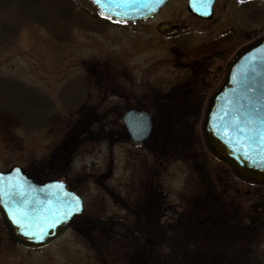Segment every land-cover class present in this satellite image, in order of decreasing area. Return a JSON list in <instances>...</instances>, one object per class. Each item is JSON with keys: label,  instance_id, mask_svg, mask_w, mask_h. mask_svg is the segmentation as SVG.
<instances>
[{"label": "rangeland", "instance_id": "374dc122", "mask_svg": "<svg viewBox=\"0 0 264 264\" xmlns=\"http://www.w3.org/2000/svg\"><path fill=\"white\" fill-rule=\"evenodd\" d=\"M71 1V8L76 4L74 8L81 9L80 14L68 12L60 0H0V168L12 163L24 169L32 166L35 177L42 180L63 173V157L57 159L59 165L50 169L43 165V159L46 151L54 147L51 156L57 154L63 143L59 132L70 122L67 111L80 117L90 99L88 83L84 87L73 76L81 72L84 79L86 69L93 68L98 72L115 70L124 87L135 93L147 84L165 85L178 71L173 89L167 93L162 87L159 92L162 96L177 92L183 97L189 91L183 102L189 99L195 112L185 117V124L162 122L167 130L174 125L171 135L162 134L170 146L175 145L177 138L186 153V145L180 144L178 136L188 125L189 155L194 157L196 168L192 157L181 153L159 175L151 176L152 191L162 202L178 200L184 207L177 209L180 216L146 212L138 220L132 211L128 213L123 208L124 188L115 184L112 195L103 193L104 203L99 204L101 212L97 214L119 217H115L105 236L112 243V257L106 250L95 254V247H91L96 243L94 233L81 234L72 229L34 249L15 245L0 218V264H261L258 248L264 239V186L234 180L227 166L206 151L199 123L204 99L219 81L229 57L239 46L264 32V0L256 2L257 18L245 19L243 29L238 28L236 20L245 17L246 9L234 4L236 0H214L209 19L190 14L184 0H168L147 19L125 24L100 19L87 0ZM173 24L179 26V32L167 33ZM179 62L184 63V69H177ZM197 65L205 66V70L218 68L215 72L208 70L206 78L197 79L196 69L190 70ZM87 77L91 79L88 74ZM83 87L84 94L87 90L85 97L65 105L74 102ZM112 124L117 126H112L113 133L119 134L115 138L121 139L123 129L118 122ZM97 128L82 119L80 129L88 141L77 148L74 156H69L71 160L66 163L71 171L84 167L83 175L92 171L91 166L93 171L97 168L99 155L92 151L96 145L90 141ZM105 141L102 147L107 154ZM112 157L113 179L122 180L127 167L125 147L115 142ZM185 157L189 160L185 161ZM96 187L89 184L91 190ZM106 222L112 221L104 219L98 223ZM90 223L92 220L86 217L74 225L87 232ZM136 227L144 233L134 234L133 240L129 232Z\"/></svg>", "mask_w": 264, "mask_h": 264}, {"label": "flooded vegetation", "instance_id": "af4514ba", "mask_svg": "<svg viewBox=\"0 0 264 264\" xmlns=\"http://www.w3.org/2000/svg\"><path fill=\"white\" fill-rule=\"evenodd\" d=\"M236 1L237 2H233V3L236 5L238 4L245 6L244 8L246 9L245 17H242V19L239 17V19L236 20L237 22H239L238 28L243 29L245 28V24H246L245 19L255 20L257 18L256 12L257 11L259 12V10H256L258 9L256 2L258 0H236ZM253 6L255 7V10L254 8H252ZM189 13L192 14L191 12ZM212 15L213 12L211 9V16ZM240 16H242V14ZM169 28L171 29L167 31V33L169 34L173 32L176 33L179 32V26L176 24L169 26ZM165 29L168 30L166 27ZM177 36H179V34ZM241 46H239V48ZM238 49H236L235 51H237ZM174 65L177 64L175 63ZM183 65L184 63L179 62V65L176 67L177 69H184L185 67ZM204 67L205 66L203 65H197L194 66V68L190 67V70L194 71V69H196L197 79H202V78H206L205 77L206 74H209L211 71L215 72V70L218 68L215 67L210 70L208 67H206L205 70ZM186 68L189 70V65H187ZM86 71H88L87 74L91 79L87 77V74H84L86 75V78L83 79L81 77V72H79L80 75L74 76L75 80L80 79L82 81L81 83L84 87H87V83H88V87L90 88L88 89V93L86 90V93L90 95V99L88 100V102H86L87 104L84 105L86 106V109L81 112L80 117L78 116V114H75L74 111L72 110L67 111V113L70 115L68 119L70 122L66 123L65 126L63 125L62 126L63 129L61 130L62 132H59L60 134L62 133V137L64 138L62 140L63 143L61 144L63 145V147H60L61 146L60 145L59 149L56 152L57 154L53 153L52 156H51V150L55 149V147L49 150L48 152L46 151V156H45L46 158L44 159L42 158L43 165L45 164L49 165L47 169H50L53 166L59 165L60 161H58L57 159L63 157L64 159L63 173L59 175H54V178L62 179L65 183V187L78 193L82 199V204H83L82 211L78 215H75V217H73L67 229L76 230V232L79 233L81 232V234H84L83 232L89 234L94 233V238H93L94 240L98 239L97 236H99L100 238L107 239V237L105 236L110 232L109 230L110 224H112L114 219H116L115 217L118 216L115 215L104 216L102 214H97V213L100 211L101 208V205L99 204L104 203L103 193H105L106 196L112 195L111 188L115 184H116L115 186H120L125 189L126 204L123 205V208L128 213L132 211L135 219L142 220V218L144 217L143 215L146 212L148 213L155 212L160 215L162 213H169L173 217L176 215L180 216L181 214H177L179 212L177 209L180 208L184 209V207L180 205V202L178 200L173 202H166V201L162 202L160 196H158L155 191H152L151 188V183H153L151 180V176L159 175L163 167L167 166V164L169 166L170 162L178 160L181 153H184V156L189 155L188 125L185 126V130L183 131L182 136L181 135L178 136L180 137L179 138L181 142L180 144L184 143L186 145L187 148L186 153L183 146L179 147V142L175 140L177 138L174 139L175 145L170 146V143L166 142L162 134L168 132L171 135L170 129L174 127L173 125L171 126L170 129L167 130L166 124H163L162 122L173 121L175 122V126L180 123L185 124L186 122L185 117H189V113L194 114L195 112L193 111V105L189 104V99H187L188 101H186V103L183 102L184 101L183 97L188 96L187 94H189V91L185 92L183 97H179L180 95L178 96L177 92L166 94L165 96H162L161 93L159 92V90H161L162 87H166L164 91H167V93H169L171 89H173L172 86H174V84L177 83V82H173V80L177 81L176 77L179 76L178 75L179 72L176 70L177 72L175 77L170 78L165 85L156 84V83L147 84L146 88L143 87L141 91L135 93L131 91L129 88L127 89V87L126 88L124 87L125 84H123V82L120 81L119 73L116 72L115 70L112 71L111 69L108 70L106 68L103 70H99L98 72L97 68H93V70L89 71L88 69H86ZM192 80H195L194 77L192 78ZM127 85H129L128 82ZM84 87H83V93L79 94L78 98H76L74 102L66 103L65 105L67 106L73 105V103H75L76 101L83 99L86 95V93L84 94V91L86 89ZM121 87L123 89H121ZM118 91H121V93H118ZM161 96L164 98H162ZM196 106H202V105L196 104ZM131 109L144 113L143 116L149 120L150 129L147 133L144 134V131L141 132V129H139V125H137L136 127L137 129L136 133H132L130 131L129 126L127 125L125 120L126 119L130 120L134 116L124 115V114L127 111H130ZM135 115H138V113ZM84 118L87 119L90 123H94L98 126V128L95 129L96 130L94 135L95 138H93L90 141L91 143L95 142L96 147H94L92 151H94L95 154L99 155L100 161L95 162L97 164L96 166L97 168H95L94 171H93L94 166H91L90 170L92 171L85 172V174L81 175V172L85 171L84 167L82 169L78 168L76 170L71 171V169L67 168V166L69 160H71V157L69 159V156H74V152H77L78 150L77 148L87 143L85 141H88L85 140L86 137L84 136V134H82V129H80V123L82 119L84 120ZM110 122L112 123L118 122L120 127L123 129L122 132L123 136L121 139L115 138L119 136V134L117 135L113 133L112 126L113 127H117V126L116 124H112ZM78 125L79 127H77ZM168 133L167 135H169ZM174 133L176 134V132ZM77 135H79V137ZM135 135L140 139H134L133 137ZM105 139L108 141V147H109L107 154L104 153V147H102L104 145L102 143H104ZM115 142H118L119 144L123 145L126 149V154H127V162H126L127 167L124 169L126 175L124 174L122 180L121 178L114 180L111 174L112 165H113L112 146ZM45 150H47V147L45 148ZM65 156H67L68 158H66ZM190 156L191 155H189V157ZM191 157H192V162H194L193 167L196 168L195 159L193 156ZM55 159L57 161H55ZM37 160L39 159L37 158ZM76 160L78 162L80 161V158L78 159L76 158ZM186 160H189V158L185 157V161ZM83 165L85 166V164ZM25 171L35 181L44 182L47 179L46 178L42 180L41 177L40 178L35 177V172L31 170V166L30 167L27 166ZM168 173L169 175H171V172ZM206 174L208 175V172H206ZM46 175L48 177V173ZM90 183L95 184V186L97 187L91 190L89 188ZM147 187H149L150 190H148ZM147 192H149L148 194H150V196H147L146 194ZM235 195L236 194H234V196ZM147 203H149L148 207L146 206ZM176 204H178L179 206H177ZM146 208L148 209L146 210ZM86 217H90L92 223H90L87 232L86 230L80 231V227L79 228L75 227L74 224H77L78 222H80V220ZM104 219H107L108 221H112V222L110 223L106 222L105 224L98 223L103 221ZM117 219H119V217ZM141 232L143 231L140 230L139 227H136V229L132 230V232L131 231L129 232L130 233L129 238L134 240V234ZM119 233L122 235L124 234L123 232H119ZM91 245H92L91 247H95V248L99 247L98 243ZM131 245L133 244L131 243ZM104 248H106L105 250L107 252V255L111 256L109 253L111 249H108V247H104Z\"/></svg>", "mask_w": 264, "mask_h": 264}, {"label": "water", "instance_id": "95a60500", "mask_svg": "<svg viewBox=\"0 0 264 264\" xmlns=\"http://www.w3.org/2000/svg\"><path fill=\"white\" fill-rule=\"evenodd\" d=\"M89 1L103 15L133 21L154 13L167 0ZM196 1L208 11L212 0ZM124 115L134 116L125 120L131 132H137V125L144 134L149 131L144 113L131 109ZM200 131L206 148L235 176L264 185V33L228 61L222 79L206 99ZM81 208L80 197L65 189L61 180L37 183L18 165L0 169V215L8 234L20 245L47 244ZM258 254L264 264V239Z\"/></svg>", "mask_w": 264, "mask_h": 264}, {"label": "trees", "instance_id": "16d2710c", "mask_svg": "<svg viewBox=\"0 0 264 264\" xmlns=\"http://www.w3.org/2000/svg\"><path fill=\"white\" fill-rule=\"evenodd\" d=\"M60 1H61V2H59V4H62L65 8L68 7V8H66V9L69 10L68 12H70V10H71L70 13H74V14H75V12H76V13L80 14L81 9H80V10H76V9L74 8V7L76 6V4L74 5L73 8H71V3H72L71 0H60ZM74 11H75V12H74Z\"/></svg>", "mask_w": 264, "mask_h": 264}, {"label": "snow or ice", "instance_id": "6c2138e0", "mask_svg": "<svg viewBox=\"0 0 264 264\" xmlns=\"http://www.w3.org/2000/svg\"><path fill=\"white\" fill-rule=\"evenodd\" d=\"M97 3H100V0H96ZM103 15V13H101ZM29 235H33V234H29ZM33 238L35 239H41V236H33Z\"/></svg>", "mask_w": 264, "mask_h": 264}]
</instances>
